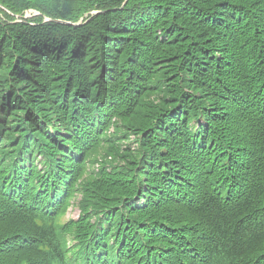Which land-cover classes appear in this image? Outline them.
<instances>
[{
	"label": "trees",
	"instance_id": "1",
	"mask_svg": "<svg viewBox=\"0 0 264 264\" xmlns=\"http://www.w3.org/2000/svg\"><path fill=\"white\" fill-rule=\"evenodd\" d=\"M0 264H264V0H0Z\"/></svg>",
	"mask_w": 264,
	"mask_h": 264
},
{
	"label": "rangeland",
	"instance_id": "2",
	"mask_svg": "<svg viewBox=\"0 0 264 264\" xmlns=\"http://www.w3.org/2000/svg\"><path fill=\"white\" fill-rule=\"evenodd\" d=\"M34 13L38 14V12H35L34 10H31V9L24 11V15H23L24 18L23 19H25L26 17H30ZM16 18L21 19L22 17L17 16ZM80 198H81V196L76 194L75 197L69 201V206H68L66 212H64V214L60 218L61 221L68 222L69 220H78V217L80 216V212H81L80 207H79V203H78V200ZM91 220L93 221L94 219L92 218Z\"/></svg>",
	"mask_w": 264,
	"mask_h": 264
},
{
	"label": "water",
	"instance_id": "3",
	"mask_svg": "<svg viewBox=\"0 0 264 264\" xmlns=\"http://www.w3.org/2000/svg\"><path fill=\"white\" fill-rule=\"evenodd\" d=\"M58 21H60V20H58ZM67 23H69V22H67Z\"/></svg>",
	"mask_w": 264,
	"mask_h": 264
}]
</instances>
